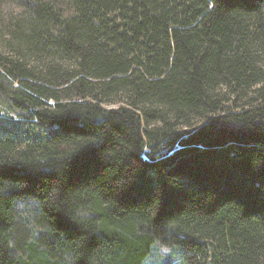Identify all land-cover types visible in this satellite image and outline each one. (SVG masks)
<instances>
[{"label": "trees", "instance_id": "16d2710c", "mask_svg": "<svg viewBox=\"0 0 264 264\" xmlns=\"http://www.w3.org/2000/svg\"><path fill=\"white\" fill-rule=\"evenodd\" d=\"M0 104V264H264V0H0Z\"/></svg>", "mask_w": 264, "mask_h": 264}, {"label": "rangeland", "instance_id": "374dc122", "mask_svg": "<svg viewBox=\"0 0 264 264\" xmlns=\"http://www.w3.org/2000/svg\"><path fill=\"white\" fill-rule=\"evenodd\" d=\"M4 108L3 106L0 104V114H2V112L4 113ZM8 115H10V117H13V118H17V113H14L12 111H9L8 112ZM159 247V255L162 259H168V260H173L174 258H178V260L181 261V258L180 256L177 254L179 252V250L177 248H167V247H163L161 245H153V247L151 248L150 250V253H149V257L152 255V251L154 250V248H157ZM182 263V262H181ZM184 264V263H182Z\"/></svg>", "mask_w": 264, "mask_h": 264}]
</instances>
